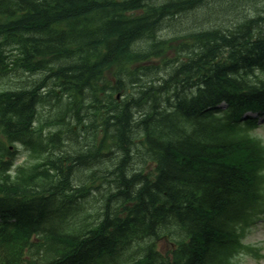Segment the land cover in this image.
Here are the masks:
<instances>
[{"label": "trees", "instance_id": "1", "mask_svg": "<svg viewBox=\"0 0 264 264\" xmlns=\"http://www.w3.org/2000/svg\"><path fill=\"white\" fill-rule=\"evenodd\" d=\"M207 1L0 0V77L38 75L0 90V264H229L264 202V153L232 122L264 107V7L158 35ZM17 141L39 161L11 171ZM103 183L98 222L64 231ZM161 228L172 257L147 242Z\"/></svg>", "mask_w": 264, "mask_h": 264}, {"label": "rangeland", "instance_id": "2", "mask_svg": "<svg viewBox=\"0 0 264 264\" xmlns=\"http://www.w3.org/2000/svg\"><path fill=\"white\" fill-rule=\"evenodd\" d=\"M228 2V1H227ZM226 2V3H227ZM206 3H208V8H199L196 13H192L191 16H183L176 15L175 20H168L165 21V28L161 31V36H172L177 32H182L183 30H186L187 28H200L202 25L199 24V20L203 18V13H207L209 15L208 18L217 19V20H223L225 22V25L227 26H234L236 21L244 20L246 17L253 16L256 17L260 13L262 14L261 8L264 7L263 0H259L252 4V6L247 5L245 1L243 0H229V3H223V0H208ZM205 3V4H206ZM236 6H234V5ZM210 7V9H209ZM250 7V8H249ZM245 9V10H244ZM201 15V16H200ZM168 20V21H167ZM233 20V21H232ZM261 22V21H260ZM183 29V30H181ZM180 30V31H178ZM142 43H136V47L141 48ZM165 73V72H163ZM38 77L37 74L30 75V74H23L20 72L18 76L14 77H8L1 80V84L5 86H19L23 84H29V82L36 81L35 79ZM255 133H257L260 137L264 139V123L262 121V126L258 128ZM25 156L21 154L19 156L18 161L20 162L24 160ZM96 195V196H95ZM90 198V206L91 211L95 212L98 207L100 206V201L96 200V197L99 199L100 194H95ZM95 196V198H94ZM160 242V246L166 250L169 249L168 243L171 242L168 238H163ZM244 242L247 244L252 245L255 249H258L259 253L262 255V257L254 256L253 253H248L247 251H243L242 255H239L237 257L238 264H264V217L260 218L255 224H253L249 230L245 233Z\"/></svg>", "mask_w": 264, "mask_h": 264}, {"label": "bare ground", "instance_id": "3", "mask_svg": "<svg viewBox=\"0 0 264 264\" xmlns=\"http://www.w3.org/2000/svg\"><path fill=\"white\" fill-rule=\"evenodd\" d=\"M234 5V4H233ZM248 5H249V3H248ZM235 6V5H234ZM236 7V6H235ZM160 33H161V31L158 33V35H160Z\"/></svg>", "mask_w": 264, "mask_h": 264}]
</instances>
